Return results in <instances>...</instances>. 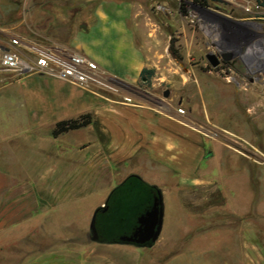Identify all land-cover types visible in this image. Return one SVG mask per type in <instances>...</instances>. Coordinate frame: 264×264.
Returning <instances> with one entry per match:
<instances>
[{
    "label": "crops",
    "instance_id": "obj_1",
    "mask_svg": "<svg viewBox=\"0 0 264 264\" xmlns=\"http://www.w3.org/2000/svg\"><path fill=\"white\" fill-rule=\"evenodd\" d=\"M39 8L46 17L43 39L95 61L106 82L78 86L52 75L4 72L9 83L29 77L33 88L26 89L19 106L23 127L15 129L18 124L8 117L15 108H9L6 125L12 129L0 134V264H173L182 260L187 248L196 264H207L209 252L198 250V239L217 227L233 228L237 218L242 219L238 235L249 241L240 246L241 259L248 264L259 254L264 263L261 244L244 214L206 207L203 203L213 199L212 193L187 190L206 182L194 169L195 161L205 158L204 136L190 125L186 114L169 103L159 110L147 101L151 93L137 86L143 68H156V61L136 38L137 4L133 0H48ZM143 16L145 24L148 15ZM224 21L241 31L245 60L238 58L249 74L246 64L258 56L254 47L258 32L253 31L257 23L245 16ZM143 28L145 45L150 32ZM252 76L234 73L226 78L256 95L264 89V75ZM256 104L264 107V99ZM83 113H90L85 125L51 136L56 121ZM191 165L193 170L188 172ZM130 173L160 191L162 223L156 240L148 246L92 241L88 226L93 211L105 202L110 188ZM167 179L184 187L176 191L183 200L182 214L188 211L182 206L186 200L196 204L192 214L199 222L179 238L164 226Z\"/></svg>",
    "mask_w": 264,
    "mask_h": 264
},
{
    "label": "rangeland",
    "instance_id": "obj_2",
    "mask_svg": "<svg viewBox=\"0 0 264 264\" xmlns=\"http://www.w3.org/2000/svg\"><path fill=\"white\" fill-rule=\"evenodd\" d=\"M45 1L48 0H0V41L3 31H9L35 44H49L42 37L46 17L39 8ZM54 1L69 3L71 0ZM133 1L139 7L136 38L145 52L156 61V68H153L154 72L148 82L139 81L137 86L151 93L152 96L147 101L158 106L159 110H165L166 103L175 109L181 108L189 118L190 125L204 136L201 138V148L205 151V158L195 161L194 169L195 174L206 182L192 185L187 190L198 195L212 193L213 199H207L203 203H206V207L216 205L244 214L243 219L250 224L264 254V107L256 104L257 100L264 99V89L260 88L254 95L252 90L241 88L236 80L226 78L234 73L228 71L225 75L223 67L208 70L203 59V54L208 51L223 52L232 55L231 58H235L243 68L238 58L243 49L240 29L232 26L233 32L229 38L219 35L216 40H212V31L202 30L188 17L187 10L195 9L192 4L178 3L177 0ZM248 1L260 3L261 0ZM201 5L224 23V18L255 16L220 0H206ZM144 13L148 15L145 24ZM259 14L264 16V9ZM262 25L261 29L253 27V31L258 32L254 43L255 52L261 58L257 56L255 67L251 66L252 63L246 64L252 75H264V20ZM144 26L150 32L145 45L142 37ZM170 38L176 50L175 58L168 53ZM240 55L245 58L244 54ZM28 78L9 83L4 72H0V134L8 128L6 118L7 113L10 115L9 108H15L11 112L12 116H8L18 124L15 129L23 127V110L19 106L26 96V89L33 88ZM136 95L142 97L137 92ZM149 170L156 179L161 178L158 171ZM187 170L192 171V165ZM176 174L177 172H172L173 176ZM164 186V226H168L171 229L168 231L179 238L181 233L199 222L192 214L196 204H187L189 200H186L182 206L188 208V211L187 214H182L180 202L183 200L176 191H182L184 187H178L175 181L170 182L168 179ZM223 198L226 200L223 201ZM237 219L239 220L235 221L230 230L217 227L198 239V250L205 249L209 252L207 264H246L240 257V246L249 241L238 235L236 228L242 219ZM193 238L192 241L196 240ZM188 249H185L182 260L173 264H196ZM141 250L148 249L143 247ZM149 250L154 251V248ZM249 262L248 264H264L261 263L259 254Z\"/></svg>",
    "mask_w": 264,
    "mask_h": 264
},
{
    "label": "built area",
    "instance_id": "obj_3",
    "mask_svg": "<svg viewBox=\"0 0 264 264\" xmlns=\"http://www.w3.org/2000/svg\"><path fill=\"white\" fill-rule=\"evenodd\" d=\"M220 1L255 16L260 11V6L256 1ZM177 2L195 6V9L187 10V15L202 30L212 31L210 33L212 40H216L219 35H223L225 38L231 36L233 28L218 21L215 15L208 8L203 7L201 3L195 0H177ZM0 45L6 47L0 49V72L52 75L78 86L101 85L106 82L103 71L98 68L95 61L69 48L53 44H35L18 35L11 34L9 31H3ZM251 66L255 67L256 62L253 61ZM128 99L125 98V100ZM176 111L183 112L179 107Z\"/></svg>",
    "mask_w": 264,
    "mask_h": 264
},
{
    "label": "water",
    "instance_id": "obj_4",
    "mask_svg": "<svg viewBox=\"0 0 264 264\" xmlns=\"http://www.w3.org/2000/svg\"><path fill=\"white\" fill-rule=\"evenodd\" d=\"M4 48L0 45V49ZM204 59L211 67L218 63L212 51L205 53ZM161 201L160 191L156 187H146L135 179L127 180L106 204L104 202L100 206L103 214L99 218L91 217L88 226L90 239L104 241L112 238L133 246L152 244L162 223Z\"/></svg>",
    "mask_w": 264,
    "mask_h": 264
},
{
    "label": "trees",
    "instance_id": "obj_5",
    "mask_svg": "<svg viewBox=\"0 0 264 264\" xmlns=\"http://www.w3.org/2000/svg\"><path fill=\"white\" fill-rule=\"evenodd\" d=\"M199 3H203L205 4L206 0H195ZM260 3L262 5H264V0H261ZM168 53L172 56V57H177L176 55V50L173 48V43H172V39L170 38L168 41ZM154 72L153 68H143L141 70V72L139 73V80H142V82L146 83L148 82L151 74ZM90 113H83V114H79L76 117L72 118H64V119H60L58 121H56L51 129V136H56L59 133L67 130V129H74L80 126L85 125L87 122H89L90 120ZM129 179H135L136 181L140 182L141 184H143L146 187H153L155 188L156 186L153 184H149L145 181L142 180V178H140L138 175H136L135 173H130L128 175H126L123 179H121L116 185L112 186L107 194V199L105 200V204L106 202L111 198L112 194H114V192L116 191V189L123 184L124 182H126ZM102 207H97L95 208V210L93 211L92 216L94 218H99L103 213H102ZM103 242H112V243H119V241L117 240H113L112 238L108 239V240H104Z\"/></svg>",
    "mask_w": 264,
    "mask_h": 264
},
{
    "label": "flooded vegetation",
    "instance_id": "obj_6",
    "mask_svg": "<svg viewBox=\"0 0 264 264\" xmlns=\"http://www.w3.org/2000/svg\"><path fill=\"white\" fill-rule=\"evenodd\" d=\"M258 4L260 6L259 13H261V11L264 9V5H262L261 3H258ZM259 13L255 16V21L257 23V28L258 29H261L262 26H263L262 23H263V20H264V16L263 15H260ZM204 54H203V59H204ZM214 54H215L216 58L218 59V63H217L216 66L211 67L206 62V60L204 59V61L208 65V70L219 69V68H222L223 67L225 69L224 72H226V73L229 70H232L233 73L236 74V76H243L244 78L246 77V78H250V79L253 77L251 73H249V74L244 73V71L241 68L239 62L235 58L234 59L231 58L232 55L227 54V53H223V52H217V53L214 52ZM256 81H257L258 84H260V85L262 84L260 77H256Z\"/></svg>",
    "mask_w": 264,
    "mask_h": 264
},
{
    "label": "bare ground",
    "instance_id": "obj_7",
    "mask_svg": "<svg viewBox=\"0 0 264 264\" xmlns=\"http://www.w3.org/2000/svg\"><path fill=\"white\" fill-rule=\"evenodd\" d=\"M260 51H262V50H260ZM261 53H263V52H261Z\"/></svg>",
    "mask_w": 264,
    "mask_h": 264
}]
</instances>
